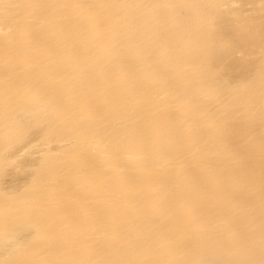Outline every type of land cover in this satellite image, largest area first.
<instances>
[{
    "label": "bare ground",
    "instance_id": "6f19581e",
    "mask_svg": "<svg viewBox=\"0 0 264 264\" xmlns=\"http://www.w3.org/2000/svg\"><path fill=\"white\" fill-rule=\"evenodd\" d=\"M245 2L0 0V264H264ZM32 133L42 156L3 188Z\"/></svg>",
    "mask_w": 264,
    "mask_h": 264
},
{
    "label": "rangeland",
    "instance_id": "374dc122",
    "mask_svg": "<svg viewBox=\"0 0 264 264\" xmlns=\"http://www.w3.org/2000/svg\"><path fill=\"white\" fill-rule=\"evenodd\" d=\"M242 2V3H241ZM245 0H244V3H243V0H239V3H237L235 6H239V4L241 5V6H244L243 7V9H245V10H248L249 8H251V6L250 5H247V3H246V5H245ZM33 134V133H32ZM30 135V137H29V139H28V141L26 142L27 144H29V143H33V141H37L36 140V135L35 134H33V135ZM26 145V144H25ZM36 147L35 148H32V150H26V149H23V148H25V146H20V147H18L17 149H16V151H15V153H16V155H19V157H22L25 161H26V163L28 162V164H26V169H22V174H21V172L19 173V172H17L15 169H8L7 170V174L5 175V177H3V181H1V186H3V188H5V189H9L11 186H16V185H19L22 181H25L24 179H26V178H28L29 176H30V174L28 175L27 173H28V170H29V172H30V170L33 168H27V167H30L31 165L33 166V165H35L36 164V162L40 159V157L42 156L41 154H42V152L41 151H43L42 150V148L43 147H41V145H39V144H37V142H36ZM34 145V146H35ZM23 147V148H22ZM40 147V148H39ZM21 149V150H20ZM41 149V150H40ZM32 151V152H31ZM37 152V153H36ZM28 153V154H27ZM26 154V155H25ZM41 155V156H40ZM27 156V157H26ZM29 164H30V166H29ZM28 165V166H27ZM16 171V172H15ZM13 172V173H12ZM12 173V174H11ZM24 173V174H23ZM18 174V175H17ZM27 176V177H26ZM22 177V178H21ZM6 178V179H5ZM17 179V180H16ZM19 179H20V181H19ZM16 182L17 183H19V184H16Z\"/></svg>",
    "mask_w": 264,
    "mask_h": 264
}]
</instances>
